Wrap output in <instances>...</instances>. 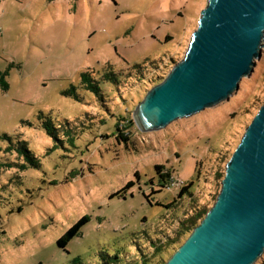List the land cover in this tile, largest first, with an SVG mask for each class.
<instances>
[{
	"label": "rangeland",
	"instance_id": "374dc122",
	"mask_svg": "<svg viewBox=\"0 0 264 264\" xmlns=\"http://www.w3.org/2000/svg\"><path fill=\"white\" fill-rule=\"evenodd\" d=\"M207 3L0 0V264H144V256L159 264L192 232L159 257L154 242L175 237L193 209L214 206L264 105V50L229 100L158 131L142 132L134 119L185 58ZM109 65L118 83L102 78ZM86 73L100 81L103 98L83 85ZM72 86L80 99L65 94ZM41 114L59 128L57 138ZM158 165L172 178L164 182ZM172 179L193 183L189 193L179 199L180 187L168 189ZM85 216L80 234L61 247Z\"/></svg>",
	"mask_w": 264,
	"mask_h": 264
},
{
	"label": "water",
	"instance_id": "95a60500",
	"mask_svg": "<svg viewBox=\"0 0 264 264\" xmlns=\"http://www.w3.org/2000/svg\"><path fill=\"white\" fill-rule=\"evenodd\" d=\"M264 50V0H208L185 58L137 106L158 131L229 100ZM264 256V105L227 165L214 206L164 264H256Z\"/></svg>",
	"mask_w": 264,
	"mask_h": 264
},
{
	"label": "trees",
	"instance_id": "16d2710c",
	"mask_svg": "<svg viewBox=\"0 0 264 264\" xmlns=\"http://www.w3.org/2000/svg\"><path fill=\"white\" fill-rule=\"evenodd\" d=\"M110 69V73L106 74L105 76H103L102 78L106 81L109 82H114V83H118V77L117 74L113 72V68L111 65L108 66ZM1 80H4V76L1 77ZM100 81L96 80L93 78V76L89 73H86L83 75V85L89 89L92 90L93 92L99 94L102 98H103V94H102V89L100 87ZM68 96L74 97L76 99H80V96L78 94V88L76 86H72L71 90L67 91L65 93ZM41 118H46V121L44 122V127L45 129L48 131V133L50 135H52L53 137L57 138L58 137V132H59V128H56L53 121L51 120L50 117H47L44 114L40 115ZM131 123H133V121H129ZM130 123V124H131ZM122 136H124V134H122ZM5 139H8L10 142L13 141L14 138L9 137L8 135H4ZM17 149L20 151V153L22 155H24L28 161L34 165V166H39V160L33 155V153L28 149V144L26 141H18V147ZM157 171L160 174L161 178L163 179L164 182H166L167 179H171L172 175L171 172H166L164 173L163 170L165 169L163 166L158 165L157 167ZM226 174L224 175L225 178ZM193 183H190V185H186V186H182L179 189V195L178 198H183L187 193H189L190 191V187ZM131 184H128L122 191H125L127 188L130 187ZM165 186V185H163ZM122 191H119L116 194H113L112 197L116 196V195H120ZM179 200H175L173 203H171L169 205V207L173 206L175 203L177 204ZM194 214H189L187 216V218H184L181 223H180V229L178 232H176V236L172 237L171 234H167L165 236V239L160 240V243H156L154 242V254L155 257H159L162 254H164L165 250H169L172 246L175 245H181V239L183 236H185L187 233L193 232V230L203 221V219L206 217V215L209 213L210 210L205 209V208H199V209H193ZM89 222L88 217H83L79 222H77L76 224H74L59 240V245L63 248H66L68 246V244L77 236L80 234L82 227ZM2 220H1V216H0V229L2 228ZM173 235V234H172ZM145 258H143V263L147 264L149 262H151V264L153 263V260H151V257H147L144 256ZM117 259H119L117 257ZM79 260L76 259V262H78ZM166 261L165 260H161V262L159 264H164Z\"/></svg>",
	"mask_w": 264,
	"mask_h": 264
},
{
	"label": "built area",
	"instance_id": "2783aa9c",
	"mask_svg": "<svg viewBox=\"0 0 264 264\" xmlns=\"http://www.w3.org/2000/svg\"><path fill=\"white\" fill-rule=\"evenodd\" d=\"M173 180V179H172ZM183 184H184V182H183V180H181V179H177V180H173L172 182H171V185H168V189H172V188H177V187H182L183 186Z\"/></svg>",
	"mask_w": 264,
	"mask_h": 264
}]
</instances>
